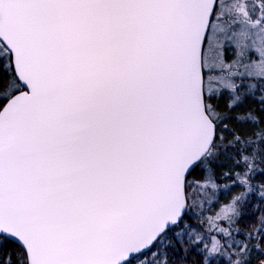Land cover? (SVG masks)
<instances>
[{"label":"snow or ice","instance_id":"obj_1","mask_svg":"<svg viewBox=\"0 0 264 264\" xmlns=\"http://www.w3.org/2000/svg\"><path fill=\"white\" fill-rule=\"evenodd\" d=\"M0 264H264V0H0Z\"/></svg>","mask_w":264,"mask_h":264}]
</instances>
